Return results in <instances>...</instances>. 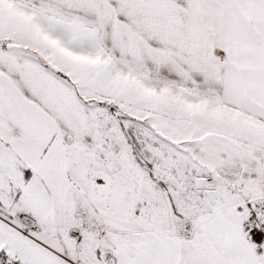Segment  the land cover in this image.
<instances>
[{
    "label": "snow or ice",
    "instance_id": "snow-or-ice-1",
    "mask_svg": "<svg viewBox=\"0 0 264 264\" xmlns=\"http://www.w3.org/2000/svg\"><path fill=\"white\" fill-rule=\"evenodd\" d=\"M0 264H264V0H0Z\"/></svg>",
    "mask_w": 264,
    "mask_h": 264
}]
</instances>
